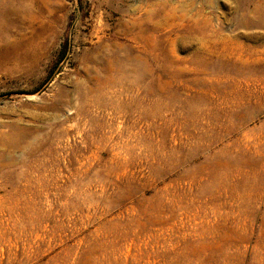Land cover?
Returning <instances> with one entry per match:
<instances>
[{"label": "rangeland", "instance_id": "rangeland-1", "mask_svg": "<svg viewBox=\"0 0 264 264\" xmlns=\"http://www.w3.org/2000/svg\"><path fill=\"white\" fill-rule=\"evenodd\" d=\"M18 3L0 264H264V0Z\"/></svg>", "mask_w": 264, "mask_h": 264}, {"label": "bare ground", "instance_id": "bare-ground-1", "mask_svg": "<svg viewBox=\"0 0 264 264\" xmlns=\"http://www.w3.org/2000/svg\"><path fill=\"white\" fill-rule=\"evenodd\" d=\"M9 2H10V6H9V10L11 11V13H15V14H21V13H26V12H21L20 10H21V8H20V6H19V3H18V0H9ZM187 4V3H186ZM184 5V4H183ZM186 6V5H185ZM190 6V5H189ZM5 7H6V4H3V6H1V8H0V13H6L7 11H6V9H5ZM25 8V7H24ZM160 9V8H159ZM163 9V8H162ZM170 8H168V10H169ZM162 11V10H161ZM154 12V11H153ZM156 12V11H155ZM169 12V11H168ZM150 13H151V11H150ZM160 14V13H159ZM164 14V13H163ZM189 14V13H188ZM157 15V14H156ZM167 15V14H166ZM164 16H165V14H164ZM173 16V15H172ZM149 17V16H148ZM161 17V16H160ZM170 17V16H169ZM147 18V17H146ZM154 18V17H153ZM150 19V18H149ZM160 19V18H159ZM202 19V18H201ZM163 20H164V18H163ZM172 20V19H171ZM168 21V20H167ZM166 21V22H167ZM152 22V21H151ZM156 22V21H155ZM154 22V23H155ZM159 21H157L156 23H158ZM161 22V21H160ZM177 22V21H176ZM153 23V24H154ZM180 23V22H179ZM160 24V23H159ZM169 24H171V23H169ZM172 25V24H171ZM139 36H141V35H139ZM172 38V37H171ZM176 38V37H175ZM152 39V38H151ZM169 40V39H168ZM206 41V40H205ZM205 41H204V39L201 37V34H199L198 35V37H196V38H192V37H185V38H181L179 41H177V40H170L169 41V53L171 54V55H175V53H176V49H177V47L178 46H180L181 48H183V49H191V48H193V46H195V49H196V54H198V53H200L201 54V52L203 51V49L206 47L205 45H206V43H205ZM71 103V102H70Z\"/></svg>", "mask_w": 264, "mask_h": 264}]
</instances>
